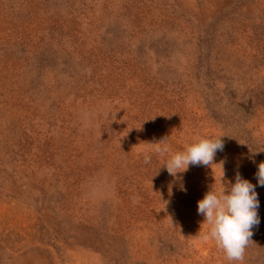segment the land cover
<instances>
[{"label":"rangeland","instance_id":"374dc122","mask_svg":"<svg viewBox=\"0 0 264 264\" xmlns=\"http://www.w3.org/2000/svg\"><path fill=\"white\" fill-rule=\"evenodd\" d=\"M222 136L211 167L173 152ZM264 0H0V264H264ZM255 185L243 262L198 201Z\"/></svg>","mask_w":264,"mask_h":264},{"label":"clouds","instance_id":"9594fccd","mask_svg":"<svg viewBox=\"0 0 264 264\" xmlns=\"http://www.w3.org/2000/svg\"><path fill=\"white\" fill-rule=\"evenodd\" d=\"M221 137H196L185 144L183 150L175 152L166 143L168 137L148 143L153 147L143 150V162L151 163L153 153L166 158L161 167L166 168L173 177L186 172L190 165L212 168L216 153L224 148ZM223 176L222 167L221 187L217 189L211 186L198 201V214L204 217L202 225L207 226L199 238L202 242L214 241L229 262H243L246 248L252 242V229L259 224L258 194L256 186L239 174L234 184L229 182L227 185L223 182ZM256 177L259 185L264 186V162L259 163Z\"/></svg>","mask_w":264,"mask_h":264}]
</instances>
